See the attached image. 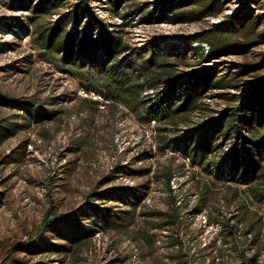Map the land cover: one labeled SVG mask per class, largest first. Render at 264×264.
Here are the masks:
<instances>
[{"label":"rangeland","instance_id":"obj_1","mask_svg":"<svg viewBox=\"0 0 264 264\" xmlns=\"http://www.w3.org/2000/svg\"><path fill=\"white\" fill-rule=\"evenodd\" d=\"M155 1L162 0H126L112 14L103 0H90L80 23H103L128 48L115 66L135 84L130 109L103 94L82 95L79 80L39 55L27 11L0 0V264H264V162L250 181L220 177L229 172L223 162L234 146L232 127L211 142L202 166L185 153L198 152L206 126L230 107L228 97L264 76V0H220L218 14L200 18L201 0L181 7V19L169 12L161 19L158 7L136 11ZM75 4L64 0L41 20L71 32L67 14ZM93 29L100 33L99 25ZM221 30L254 44L206 60L197 46ZM208 68L222 88L205 90L175 114L142 120L175 77ZM39 108L51 116L37 121L32 111ZM71 213L79 220L43 227ZM122 213L127 219L114 227ZM55 244L67 247L58 253Z\"/></svg>","mask_w":264,"mask_h":264},{"label":"trees","instance_id":"obj_2","mask_svg":"<svg viewBox=\"0 0 264 264\" xmlns=\"http://www.w3.org/2000/svg\"><path fill=\"white\" fill-rule=\"evenodd\" d=\"M20 3V7L27 11V21L33 24L32 30L29 32L33 35V40L39 55L43 60L54 65L59 71L66 73L75 79L79 80L83 86V90L96 92L101 96L103 94L106 99H120L124 101L130 109H135L133 92L128 91V87H132L134 82L131 78L119 73L116 68V63L119 57L128 49L124 46L117 32L109 30L103 23H98L95 20L87 22L86 26L80 28V23L91 10L90 0H75V8L68 12V24L70 21L75 23L71 32H67V25L58 22L51 24L41 20L42 14L50 13L58 7L64 0H13ZM126 0H103L105 7L112 14H118L120 5ZM199 0H162L161 3L155 1L149 9L144 8V5L136 7V11L143 13L147 10V14H152L153 10L157 9L160 18H165L164 14L169 12L170 16L180 18L181 7L193 5ZM202 7L197 18L206 15H215L220 11L218 3L220 0H201ZM18 5V4H17ZM153 9V10H152ZM170 19V18H165ZM240 23L245 21V18L240 19ZM100 26V33H94V25ZM264 40V38L260 37ZM209 46V50L205 55V59H216L221 55L230 52L245 53L253 42L242 44L237 42L232 35L223 34V31L210 32L207 38H201ZM196 42H192L194 44ZM159 50L158 46H153ZM191 46V50L194 49ZM98 51L101 56H98ZM203 54V53H202ZM103 68H92L97 62ZM248 68H243L241 73H246ZM220 78L215 75L211 68L193 72L184 75H179L174 78L166 90L161 91L157 95L156 101L144 111L145 116H140L142 120L149 122L159 116H170L187 108L189 103H192L205 90L222 88ZM239 88V84L235 85ZM231 101L229 108L221 112L211 124L206 126L203 133L204 137L199 142L198 152L194 149L186 148L185 153L193 164L202 166L203 158L211 150V142L214 141L217 135L227 127H232L236 130L234 136V146L228 158L223 162V165L229 167L228 174L220 176L223 172L222 168L217 174L223 180H242L250 181V176L254 175V170L258 164L264 162V76H259L241 90L237 96L228 97ZM193 100V101H192ZM4 101L9 102L10 100ZM39 108L37 111H32L35 118L38 120L50 117L51 114L46 113ZM230 129V128H229ZM226 131V130H225ZM166 147H173V144L164 142ZM257 154V160L253 161L250 155ZM244 163L248 164L245 169ZM207 164H205L206 166ZM210 172V169L203 168ZM242 169V170H241ZM224 173V172H223ZM264 172L261 173L263 175ZM174 221L178 220L177 208L173 209ZM77 214H62L54 216L50 220L43 223V227L56 231L58 225L69 222L72 218L74 222L78 221ZM127 219L125 213H122L116 220H113L114 227H120ZM69 222V223H70ZM106 223L104 222V225ZM55 229V230H53ZM71 229V225H70ZM93 231V230H92ZM65 239L70 240L68 236ZM25 249L37 250L33 246L22 245ZM52 249L61 253L67 246L55 244Z\"/></svg>","mask_w":264,"mask_h":264},{"label":"built area","instance_id":"obj_3","mask_svg":"<svg viewBox=\"0 0 264 264\" xmlns=\"http://www.w3.org/2000/svg\"><path fill=\"white\" fill-rule=\"evenodd\" d=\"M198 45H199V46H197V47L200 48V50H201V52H202L203 54H206V53L208 52V50H209V46H208L205 42H200ZM80 93H81L82 95H85V96L88 95L83 89L80 91ZM90 94L92 95L93 98H96V99H97V97H98V99H101V96L98 95V94H95L94 92H90Z\"/></svg>","mask_w":264,"mask_h":264}]
</instances>
